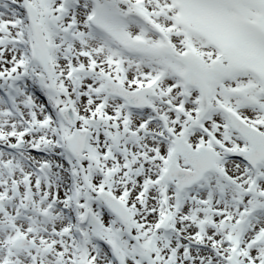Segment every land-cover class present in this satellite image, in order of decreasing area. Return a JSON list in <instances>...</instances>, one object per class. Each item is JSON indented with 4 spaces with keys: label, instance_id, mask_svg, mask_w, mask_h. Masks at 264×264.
<instances>
[{
    "label": "snow or ice",
    "instance_id": "1",
    "mask_svg": "<svg viewBox=\"0 0 264 264\" xmlns=\"http://www.w3.org/2000/svg\"><path fill=\"white\" fill-rule=\"evenodd\" d=\"M0 264H264V0H0Z\"/></svg>",
    "mask_w": 264,
    "mask_h": 264
}]
</instances>
